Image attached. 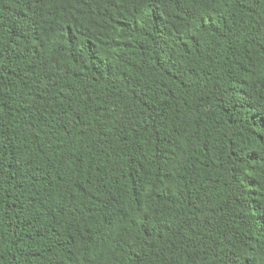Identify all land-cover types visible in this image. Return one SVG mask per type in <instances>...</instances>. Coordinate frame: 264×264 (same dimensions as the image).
I'll use <instances>...</instances> for the list:
<instances>
[{
    "label": "trees",
    "instance_id": "1",
    "mask_svg": "<svg viewBox=\"0 0 264 264\" xmlns=\"http://www.w3.org/2000/svg\"><path fill=\"white\" fill-rule=\"evenodd\" d=\"M0 264H264V0H0Z\"/></svg>",
    "mask_w": 264,
    "mask_h": 264
}]
</instances>
